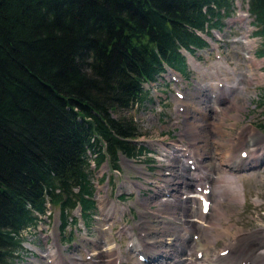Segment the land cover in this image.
<instances>
[{
    "label": "trees",
    "instance_id": "1",
    "mask_svg": "<svg viewBox=\"0 0 264 264\" xmlns=\"http://www.w3.org/2000/svg\"><path fill=\"white\" fill-rule=\"evenodd\" d=\"M248 7L261 40L255 56L264 57V0ZM229 8V0H0V264L17 263L21 231L46 203L61 229L76 204L91 219L88 155L117 168L119 154L148 152L134 142L137 125L118 114L149 101L143 85L164 66L185 75L179 50L204 47L198 33L217 29Z\"/></svg>",
    "mask_w": 264,
    "mask_h": 264
},
{
    "label": "rangeland",
    "instance_id": "2",
    "mask_svg": "<svg viewBox=\"0 0 264 264\" xmlns=\"http://www.w3.org/2000/svg\"><path fill=\"white\" fill-rule=\"evenodd\" d=\"M237 1L241 6V12L232 10V13L229 14L228 11V15H226L227 18L223 17L220 20V24H222L220 35L223 41L217 44V49L200 50L195 52L194 56L200 63V66H203L204 68L225 61L226 66L232 69L236 75L241 74L239 78H241L240 86L242 88L235 92V96H232L234 97L233 99L222 106H219L220 113L210 114V117L208 116V119L210 120L206 119V121L210 123L213 119H219V114L221 115L223 112L231 116L238 112L239 117L237 119L226 117L224 125L221 127V134L213 131V126L206 125V121L205 123L200 121L201 123H204L203 130L205 132L203 133H205L206 139L199 141V139L193 137V140L189 142L186 139L185 133L181 132L185 123L184 117L182 118L181 115L175 114V109L178 108L177 105L181 104L183 105L181 107L184 112H187L188 114L187 122L192 121L193 119L199 121V119L197 120L191 112V108L197 106L199 103L198 95L195 93L194 89H197V93L200 92L205 99L209 100L208 95L204 92L206 90L208 91V85L205 84H207V82L213 83L215 80H218L223 85L230 86L234 77L233 74L226 71H220L217 78L212 76L201 78L197 71L192 70V68L188 66L187 73L181 77V82L175 83L170 80V76L163 74L152 85L156 91H152V88L149 86H143L145 89L147 88L148 95H154L155 92L156 101H143L132 110L121 112L118 115L133 120L137 125L138 132L141 134L136 141L145 147L148 152L139 157L138 160L129 159L134 160V163H126L119 157L117 161L118 168L116 170L111 169L110 162H107L106 160L101 163L98 168L90 169L91 180H98L102 201L105 196L108 201H113L115 203L118 193L117 187L115 186L117 184L120 185V182L126 181L127 179L135 180L142 184L138 189L141 193L139 196H136L135 189L137 188L132 187L130 188L131 193L128 195L126 194L121 203H116L117 206L127 205L129 208V211L120 215L117 221H106V212H113V208L111 206H106L105 202H102L103 204L101 210L99 209V214L96 212L91 215L89 221H85L86 224L84 225L87 231V236L96 241L94 246H86V248L87 251L91 253L92 258L96 260V264H107L108 261L110 262L113 259L111 253L103 251L104 246L100 242V240L105 239L107 236L105 230L109 231L110 234H113V239L116 242H119L120 254L123 258L122 264H137L139 262L135 258L133 252L127 250L125 247V243L129 238L122 235L121 240L118 241V237L114 235V232L120 224L128 223L134 225L139 222L136 213L137 208L140 209L137 211H139L141 217L144 218L141 221V227H143L142 230L149 229V231L145 230L146 232L144 233H149V236L155 240V243H153L155 247L150 246L148 252L151 253L153 252L152 249H155V251L157 249V251L154 252L158 254V256L162 255V259L160 258L161 261L166 260L170 264L173 263L168 257L169 254H171L172 257L175 255L180 259L188 258L184 249H188L192 253L197 248L192 243L197 242L199 238L201 240L205 239V236L200 234L199 227L197 228V225L192 222L197 217V209H195V205H193V207L191 206V201L187 198V194L183 193L181 196V199L183 200L180 201H164L163 199L157 198L158 193L153 192L156 187L155 185L160 187L165 184H174L180 192L185 190V187H182L181 185L182 180H184L182 173L178 174V170L175 167L176 165L184 167L187 173L186 175L190 179L194 177L193 171L188 168L183 159L178 157L177 160L173 159L166 162V160H169L166 156H158L160 151L157 147H159L160 141L171 143L176 141V146L177 144L178 146H186L190 144L189 148H185V150L191 151L193 149L196 154H198V152L200 153V150L202 149L203 157L201 160L203 165L206 166V168L207 166H211L207 177V182L211 185V190L209 192L211 207L206 214L202 215L201 221L202 225H205L211 224L217 217L216 210L213 207L215 201L217 202V200H215L217 190L213 178H216L225 171V165L220 164L223 151L227 148L226 146L231 141V138L238 134L243 126L247 124L253 126L260 133V137L262 136L257 142L259 147L262 148L257 157L259 160L255 159V161L250 164V161L246 160V158L245 160L249 162L250 165H244L242 169H237V171H235L234 176L237 182L241 185L243 200L239 204L235 201L228 200L226 196V198L219 201V208L225 212L227 219L220 220V224L224 227L229 226L231 234L236 231H254L257 228L264 226V159L260 158V155L264 152V129L260 127L264 126V104H261L259 101L261 91L264 90V57L259 58L254 54L261 41L259 38L252 35L254 28L251 26V23L253 24L254 19L251 15L247 18L249 23L248 27L243 25L242 28L239 29V22L236 20V16L242 14L245 15L248 1ZM239 37H244L247 39V43H249L247 54H244V45L237 41ZM216 53L219 54L220 59L215 58ZM176 91L183 96L185 95L184 99L181 100L182 102L176 100L173 94ZM225 101V98L221 100V102ZM182 141H185V143H182ZM238 152L239 149L236 155ZM240 165L241 164L238 163L239 168ZM176 171L177 173H175ZM197 174H199V172L195 173V175ZM147 181L150 183H147ZM189 182V191L193 193L195 192L193 191V185L195 182H191V180H189ZM135 184L137 183L135 182ZM136 197L142 199L140 201L143 203V207H137L134 202L137 199ZM125 199L127 200L125 201ZM99 204L100 201L98 202V207ZM183 207H186L187 210L189 209V212L183 213ZM157 210L163 213V215L160 216L163 218H159V220L155 215L153 216V213ZM173 212H177V217L182 216L184 218H182L184 224H179L176 220L177 217L173 215ZM47 214L51 217L52 223L51 225H48V228H44V231L42 226H45L47 221L44 223L43 220ZM57 215V207L47 205L45 213L38 217V220L42 223V225L39 226V228L42 229L39 231L40 235L38 234L40 237L43 233L49 231L52 225L53 228L55 224L56 227H58V221L56 219ZM194 215L195 217H193ZM167 216L168 219L175 220V223L177 224H171L172 221L164 218ZM46 219L47 218H45V220ZM79 226L82 227L78 222L75 227H65L60 236L67 237L68 235H71L73 241L76 242L78 237L84 235V233H82L84 230L77 231ZM103 227L104 230H102ZM141 227L139 226L138 231H142L140 230ZM53 228L51 229L54 230ZM32 229L28 227L21 231L24 238L23 241L32 240L35 237L37 238V234L34 232L36 228L34 227V231ZM193 234L196 235L197 239H192ZM177 236L178 239L171 241L172 238H176ZM220 238L215 240L212 245L206 247L209 256L217 253L223 246L224 242L228 240L225 236ZM44 240L45 238L43 237L42 240L38 241V239H36L34 242L41 244L40 249H43V247H48L47 245H44ZM182 240H186L190 244H188V246L183 244L180 246L181 243H179V241ZM61 247H65L66 250L64 256L61 257L62 260L65 259L68 261L65 257L71 258L70 256H73L74 259L70 260L71 264H73V261L80 264L78 259L81 256L83 257V254L77 251L75 246L70 245V241L62 242ZM167 250L169 253L165 252ZM30 255L31 254L28 252L26 253V251H22L21 254H18V258L15 259L17 262L15 264L45 263V260L41 255L36 257ZM199 262L201 263V260H199ZM156 264H162V262ZM179 264L182 263L180 262Z\"/></svg>",
    "mask_w": 264,
    "mask_h": 264
},
{
    "label": "bare ground",
    "instance_id": "3",
    "mask_svg": "<svg viewBox=\"0 0 264 264\" xmlns=\"http://www.w3.org/2000/svg\"><path fill=\"white\" fill-rule=\"evenodd\" d=\"M191 64H192V62H191ZM220 64H222V63H220ZM223 67L226 69L225 65H223ZM194 68L197 69L196 66H194ZM231 71H233V70H231ZM240 75L241 74H239L238 76H240ZM238 82H239V79L235 78V80H234L235 85H238L239 84ZM207 89L212 90L211 86H209V85L207 86ZM194 91L198 95L199 103L197 104L196 107L194 106L196 110L193 112V115L195 118H197V120L199 119V121H196L193 119L192 121L187 122L188 121V116H187L188 114H187V112H185V114L183 113L185 123H184L183 129L181 131V132L185 133L186 139L189 142L191 140H193V137L199 139V141L206 139V135H205V133H203V132H205L203 130V127H204L203 124L206 121V119L204 118L205 113H206L205 115L207 117V120H210V119H208L209 113L205 109L207 107V104L209 103V101L207 99H205V97H203V95L200 94V92L197 93L196 92L197 89H194ZM210 92H212V91H210ZM221 115H222V117H221ZM221 115L219 114V116H220L219 119H217V120L213 119L210 123H208V121H206V123H205L206 125H209L211 127L213 126V131H216L219 134H221V132H222L221 127L224 125V120L226 119V117L237 119L239 117V113L237 112V114L231 116V115H228V114L223 112ZM200 121H202L204 123H201ZM261 138H262V136L260 137V133L250 124L243 126L242 129L240 130V132L238 134H236L233 138H231V141L226 146L227 148L223 151V154H222L221 159H220V164L225 165V169H224L225 171L221 175L217 176L216 178H213V180L216 184V190H217V196L215 198V200H217V202L215 201L213 207L216 210V216L217 217L211 224L202 225V222H201L202 221V215L200 213H197V217L194 219V222L197 225V228L199 227L200 234L205 236V239L201 240L199 238L197 242L192 243V244H194V246L197 247L196 250H194L192 253L190 252V250L184 249L188 258L180 259L175 255H174V257H172L171 254H169L168 257H169V259H171L170 261H173V263H171V264H179L180 262L182 264H199L200 263L199 260H201L200 264H264V226H261L254 231H248V232L236 231L233 234H231L229 226L224 227L220 224V220H227V219H226L225 212L223 210H221L219 208V205H218L219 201L223 200V198H226V196H227L228 200L235 201L236 203H239V204L242 202V200H243L242 188H241V185L237 182L234 174H235V171H237V169H242V167H244V165H250L251 163L249 164V162H247L246 160L241 159L239 157V154L241 152H245L247 158H252L253 156H256L259 153L260 149H262L261 147H259V144H257L258 140ZM189 145L190 144H188L186 146L189 147ZM186 146L185 145H182V146L179 145L178 146V144H177V146L175 145V147H180V148L186 147ZM238 149H239V152L236 155ZM192 151L194 153L193 149H192ZM202 157H203V153H202V149H201L200 153L198 152V154H196V160H195V158H193L194 162L196 164V168L194 170H197V173L199 172V176H196V177L207 178L211 166H207V168H206V166L203 165V162H201ZM235 157H237V158H235ZM260 157L264 159V152L260 155ZM123 161H125L126 163H131V161H129V160H123ZM168 161H170V160H166V162H168ZM249 161H251V160H249ZM238 163L241 164L240 168L238 166ZM175 167L178 170V174L182 173V176L184 179V180H182V183H186L184 181H186V179H190V178L186 175L187 173H186L184 167H180L177 165ZM175 173H177V171ZM129 185H131V184H129ZM140 187H141V185H140ZM184 187H185L184 188L185 190L180 192V190L177 189V187L173 184V185H171L170 189H168L167 192L165 193L168 196L169 195H178V197L180 199H174V198H167V199L161 198V199H163L164 201H166V200L180 201V200H183V199H181V196L184 193V194L188 195L187 198L189 199V201H191V206H192L194 204L193 199L195 197H194L193 193L189 194L190 191H189L188 183H186V185ZM140 200L141 199H139L138 201H140ZM138 205L140 207H143L142 202H138ZM210 207H211V205H210ZM182 211H183V213H188L189 209L187 210L186 207H183ZM173 215L175 217H177L176 215H178V214H177V212H173ZM160 218H163V217H160ZM182 218H183L182 216H178L176 218V220L179 223H182V222L184 223V220H183L184 218L183 219ZM179 220H181V221H179ZM145 230L149 231V229H145ZM145 230H142V231L146 232ZM145 234H148V233H145ZM222 236L227 237L228 240L224 242L223 246L218 250L217 253L211 254L209 256L208 252L206 251V247L212 245L215 240H217L218 238H220ZM136 238L141 242V243L137 242V244L142 245V246L147 245L145 238H142V236H137ZM175 239H178V236L176 238H172L171 241H173ZM195 239H197V237ZM100 242L104 246L103 251L107 252L109 250V248H111L112 238H111V236H108L107 238L100 240ZM179 243H181V245L179 244L180 246H182V244L186 245V246H188V244H190L186 240L179 241ZM143 247L144 248H150V246L149 247L143 246ZM114 249H115V252L118 253V250H116L115 246H114ZM165 252L169 253L168 250ZM198 252H201L199 259L197 258ZM149 254L151 255L150 258H151L153 263L162 262V264H170L166 260L161 261L160 258L162 257V255L158 256V254H156L154 251L149 253ZM116 258H117V262L119 263V256H117Z\"/></svg>",
    "mask_w": 264,
    "mask_h": 264
}]
</instances>
